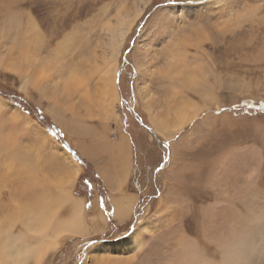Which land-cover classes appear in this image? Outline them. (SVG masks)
Returning a JSON list of instances; mask_svg holds the SVG:
<instances>
[{
	"label": "rangeland",
	"instance_id": "374dc122",
	"mask_svg": "<svg viewBox=\"0 0 264 264\" xmlns=\"http://www.w3.org/2000/svg\"><path fill=\"white\" fill-rule=\"evenodd\" d=\"M146 1L0 0V264H23L28 257L27 250L12 257L13 248L6 249L8 235L20 239L25 230L11 199L18 189L30 190L35 177L21 171L16 151L36 166L54 156L66 168L75 161L84 169L81 158L89 161L93 182L88 192H76L83 170L71 193L87 201L102 198L111 210L95 163L72 148L46 103L39 102V72L33 77L31 70L40 54L25 69L19 54L28 49L24 30L34 33L36 25L37 32H85L96 50L90 51L96 61L89 68L95 67L90 82L96 83L102 52L103 58L117 53L118 19L142 7L125 40L120 38L114 79L120 104L118 119L109 126L112 138L117 125L132 137L135 166L129 191L139 198L135 213L124 223L106 217L105 230L62 236L58 247L43 250L37 263L264 264V0H207L196 7H180L187 0ZM37 32L32 39L39 37ZM180 40L186 42V62L202 74L192 84L172 80L167 72L170 46ZM22 99L29 108L20 104ZM180 108L187 116L177 124L174 111ZM154 113L166 120L164 127L153 123ZM51 123L63 136L48 129ZM58 176L64 184L66 171ZM86 208L88 224L94 225L96 208ZM62 209L61 214L68 212Z\"/></svg>",
	"mask_w": 264,
	"mask_h": 264
},
{
	"label": "crops",
	"instance_id": "0c3cea01",
	"mask_svg": "<svg viewBox=\"0 0 264 264\" xmlns=\"http://www.w3.org/2000/svg\"><path fill=\"white\" fill-rule=\"evenodd\" d=\"M42 30L43 29L40 30V34H43L40 35L41 37L39 36L41 39L38 53V55L40 53L41 55L39 61H37L38 65L31 70L33 77H35L37 71L39 72V89L41 96L39 102L46 103L47 111L52 114L56 123L66 135L67 140L71 143L72 148L79 151L83 157L88 158L95 163L97 173L103 182L106 183L105 185L109 191L108 203L111 210H107V203L102 198V200L100 198H95L92 201H87L82 198L78 199L84 201L85 206L87 205L86 207L91 206L96 208V217L103 216L105 218L104 220H101L102 226L98 227V229L101 228L105 230L107 226H109L106 217L110 215L114 216L119 223H124L131 218L135 211L134 208H136L138 204L139 198L137 194L129 191V181L135 166L132 137L124 126L120 127L117 125L114 127V138H112L111 129H109V126L113 128V123L118 119L117 104H120L118 100L120 98L119 90L117 87H114L115 94L110 97L111 99L109 98V101L112 104L110 105L108 102L104 104L106 102V97L103 94V89H101L104 80H102L103 76L99 69L96 75V83L90 82L92 78L91 76L95 75V71L94 74H90L89 68L91 65L94 66L96 61V57L91 59L90 51L96 53V50L95 46H89L90 41L85 32L74 28L71 30L52 29L49 32ZM24 32L27 36L29 35L28 37L30 39H32V35H30L31 31L25 29ZM48 38H50V40ZM81 39L82 41H80ZM19 54L22 58L20 50ZM102 54L100 55V64L102 63L104 56ZM25 69H27V67ZM83 72L87 75L85 76ZM78 78L82 80L81 90L75 88V82ZM65 85L67 87L69 86L68 90ZM98 87L101 88L99 89ZM94 88L99 92H95ZM91 93L95 94L92 96ZM92 97L93 99H96L93 100ZM82 98H84V101H82ZM92 100L93 103H91ZM99 108H101L100 111ZM95 141H97L98 144ZM78 167L80 175L84 169L80 165H78ZM127 168L129 169V172ZM116 174L118 176H116ZM124 177L126 179H124ZM121 182H123L127 188L122 186L123 183L121 184ZM118 186H121L122 189H119ZM123 214H125V216H122ZM94 225L98 224L95 223Z\"/></svg>",
	"mask_w": 264,
	"mask_h": 264
},
{
	"label": "bare ground",
	"instance_id": "6f19581e",
	"mask_svg": "<svg viewBox=\"0 0 264 264\" xmlns=\"http://www.w3.org/2000/svg\"><path fill=\"white\" fill-rule=\"evenodd\" d=\"M62 1V0H61ZM148 0L145 2V5L148 4L147 3ZM144 5V6H145ZM121 10V9H120ZM124 10V9H123ZM122 10V11H123ZM143 10L142 8H138L136 9L135 13L130 12L129 14L126 15H122L119 19L118 22L115 26L117 32H118V38L116 39V51L118 53L120 46H121V41L120 38L123 37L124 40L126 38V36L128 35V33L131 30V26L133 24V22L136 20V18L141 14ZM31 11V10H30ZM121 11V12H122ZM29 13V12H28ZM31 13H29L30 15ZM34 17V16H32ZM30 18V17H29ZM30 19H34V18H30ZM42 22V21H40ZM30 25V23H28ZM33 24V23H32ZM40 26V25H39ZM31 27V26H30ZM33 31L35 34V31L37 32V26L33 25ZM28 28V27H27ZM39 29H41L39 27ZM31 30V29H30ZM43 31V30H42ZM40 34V30H38L37 34ZM67 33V32H66ZM205 33V32H204ZM203 33V34H204ZM29 34V32H28ZM43 34V33H41ZM40 34V35H41ZM68 34V33H67ZM31 35V34H30ZM36 35V34H35ZM39 35V36H40ZM29 36V35H28ZM52 36V35H51ZM64 36V34H63ZM193 36V35H192ZM196 36V34H195ZM31 37V36H30ZM41 37V36H40ZM40 37H33V39H30L28 37V49L26 50V52L22 55L21 60L23 61V66L27 67V68H32V64L35 65L36 61H37V57H38V53H39V46H40ZM186 37V36H184ZM191 37V36H188ZM194 37V36H193ZM197 37V36H196ZM44 38V36H43ZM65 38V37H64ZM187 38V37H186ZM192 38V37H191ZM184 39V38H183ZM123 40V39H122ZM193 41V40H191ZM196 41V40H195ZM60 42V41H59ZM207 43V42H206ZM44 44V43H43ZM204 44V43H203ZM202 44V45H203ZM186 45L185 40H180L177 42H175L174 44H171L170 46V63H167L166 66L169 64V66H167V72L169 73L170 77L172 80H175L179 83L182 82V80H187L191 81V84L195 81H198V77L202 78V74H199V71L197 73H195L196 71H194V65L196 64H192V65H188V63L186 62V58L188 55V51H186L184 48V46ZM43 46V45H42ZM64 46V45H63ZM201 46V45H200ZM194 48V47H193ZM191 49V48H190ZM203 49V48H201ZM206 49V48H205ZM204 50V49H203ZM56 52V51H55ZM60 52V51H59ZM167 52L168 49H167ZM117 53H114V56L111 57H104L103 58V64L102 67L99 68V70L102 72V80H104V83L102 85L103 89V94L106 97V102L104 104H106L107 102L111 105L112 103L109 101V98L111 96H113V94H115V89L114 87H116V83H114V79H115V73H116V68H117V62H118V55H116ZM123 53V52H122ZM58 54V52H57ZM203 54V53H202ZM259 54V53H258ZM41 55V53H40ZM205 56V55H204ZM168 58V57H167ZM8 59V58H7ZM122 59V58H121ZM5 60V58L3 59ZM1 60V61H3ZM10 60V59H8ZM6 61V60H5ZM168 61V62H169ZM190 62V61H189ZM119 67V65H118ZM98 68V67H97ZM193 68V71H190V69ZM197 68V70L200 68V66L195 67ZM204 69V68H202ZM94 70L95 67L93 68V71H90V74H94ZM98 70V69H97ZM165 71V70H164ZM202 71V70H201ZM200 71V72H201ZM164 73V72H163ZM193 73V74H192ZM71 74V73H70ZM81 74V73H80ZM83 74H85V76L87 75L85 72H83ZM199 74V75H197ZM75 75V74H74ZM84 76V77H85ZM91 76V75H89ZM93 77V76H91ZM70 78V77H69ZM75 78V77H74ZM85 80V79H84ZM174 81V82H175ZM190 83H188L189 85ZM76 85V89L81 90V86H82V80L78 78V80H76L75 82ZM86 85V84H85ZM88 85V83H87ZM99 85V84H98ZM97 85V86H98ZM177 87L179 86V84H176ZM198 83L195 85L197 86ZM66 86V85H65ZM194 86V88H196ZM201 86V85H200ZM198 86V87H200ZM69 87V86H68ZM67 86V90L69 89ZM85 87V86H84ZM93 87V86H92ZM96 87V86H95ZM65 88V89H66ZM99 88V87H98ZM97 88V89H98ZM99 88V89H100ZM182 88V87H181ZM192 88V89H194ZM64 89V90H65ZM89 89V88H88ZM93 89V88H92ZM95 92H99L96 91ZM98 89V90H99ZM118 89V88H117ZM179 89V87H178ZM183 89V88H182ZM197 89V88H196ZM181 90V89H180ZM185 90V88H184ZM58 91V89H57ZM66 91V90H65ZM78 91V90H77ZM85 91V90H84ZM183 91V90H182ZM70 92V90H69ZM90 92V90H89ZM93 92V91H92ZM65 93V92H64ZM84 93V92H83ZM202 93V92H201ZM67 94V93H65ZM70 94V93H69ZM93 94L95 93H91V95L93 96ZM102 94V93H101ZM100 94V95H101ZM143 94V93H142ZM68 95V94H67ZM81 95V94H80ZM82 96V95H81ZM80 96V97H81ZM95 96V95H94ZM97 96V95H96ZM103 96V97H104ZM142 96V95H141ZM206 96V95H205ZM142 98V97H141ZM93 99V97H92ZM96 99V98H95ZM93 99V100H95ZM104 99V98H103ZM111 99V98H110ZM143 99V98H142ZM145 99V98H144ZM187 100H190L188 98H185ZM184 99V100H185ZM93 100L91 103H93ZM119 100V99H118ZM146 100V99H145ZM1 101V100H0ZM82 101H84V98H82ZM101 101V100H100ZM191 101V100H190ZM96 102V101H95ZM94 102V103H95ZM104 102V101H103ZM102 102V103H103ZM114 102V101H113ZM147 103V100L145 101ZM85 104V103H84ZM88 104V103H87ZM96 104V103H95ZM99 104V103H98ZM188 104V103H187ZM209 104V103H208ZM115 105V104H114ZM147 105V104H146ZM198 105V104H197ZM88 106V105H87ZM99 106V105H98ZM97 106V107H98ZM101 106V105H100ZM178 107V105H176ZM195 106V105H194ZM91 107V106H89ZM102 107V106H101ZM180 107V105H179ZM200 107V106H199ZM203 107V106H202ZM87 108V107H86ZM192 108V107H191ZM101 108H99L100 111ZM150 109V108H149ZM93 110V109H92ZM181 108L174 111L176 113V123L179 124L182 121H184V119L186 118V114L184 112L183 109V113L181 112ZM201 110V109H200ZM91 111V110H90ZM98 111V113H99ZM104 112V111H103ZM90 113V112H89ZM102 113V111H101ZM97 114V113H95ZM100 114V113H99ZM98 115V114H97ZM91 116V115H89ZM94 116V115H92ZM154 117V118H153ZM150 121V120H149ZM152 121L154 124L159 125L157 122L161 123V125L164 127L166 124V120L161 118V116L158 114L156 115V113L152 114ZM157 121V122H156ZM150 123V122H149ZM82 124V123H81ZM83 128V127H82ZM86 128V127H84ZM90 128V127H89ZM98 129V128H97ZM86 130V129H85ZM85 132V131H84ZM137 132V131H136ZM87 133V132H85ZM84 134V133H83ZM95 134V133H94ZM109 134V133H108ZM86 135V134H85ZM96 136V135H95ZM87 137V136H86ZM124 137V136H123ZM95 138V137H94ZM129 138V137H128ZM126 138V139H128ZM78 140V139H77ZM94 140V139H93ZM92 140V141H93ZM84 141V140H82ZM106 141V140H105ZM130 141V140H129ZM16 142V141H15ZM97 143V141H95ZM100 143V142H99ZM130 143V142H129ZM98 144V143H97ZM91 145V143H90ZM57 146V145H56ZM83 146V145H82ZM80 146V147H82ZM1 147V146H0ZM12 147L14 148V146L12 145ZM84 147V146H83ZM92 147V146H91ZM4 149V148H3ZM2 149V150H3ZM27 149V146H26ZM60 149V148H59ZM117 149V148H116ZM119 149V148H118ZM129 149V148H128ZM127 149V150H128ZM131 149V148H130ZM14 150V149H13ZM132 150V149H131ZM32 151V150H31ZM130 151V150H128ZM8 153V151H7ZM13 153V152H12ZM22 152L20 151H16L15 152V157L19 158L20 160H22L23 162V166L21 168V171L27 173L29 172V175H33L35 177H33L34 181L32 182L30 179L29 181L32 182L31 185V192L30 190H27V186H26V190L25 189H18L15 195V198L11 199V204L13 205L12 207H14L16 210V212H18V217L17 219H20L22 221H25V230H22V237L20 239H18L17 237L12 238L11 235H8V244L6 246V249H8L9 247L12 250L11 256L15 257L18 256L22 253V251L27 250L28 251V257L26 258V262L27 260H31V259H36V263L41 260V258H43L45 256H42L43 250H45L46 248H53V247H58V243L59 240L62 236L68 234V235H77V234H87L89 233L92 228L95 229L98 227H101V220H104L105 218L103 216L99 217L97 220H95V222L98 225H89L88 224V215H89V210L85 207V203L84 201H81L80 199H78L74 194L71 193V187H74V183L76 181V178L78 176L79 173V167L76 166L74 163L75 161L72 160V158L70 157L69 160H72L73 163L72 165H66L68 166V168L65 167V164L63 163L64 160H61L59 157L54 156L55 158H50L47 159L41 163H39L37 166L33 165V160L30 158L28 155L26 154H20ZM43 153V152H42ZM46 153V152H45ZM125 153V152H124ZM11 154V152L9 153ZM64 154V153H63ZM67 154V153H66ZM122 154V153H121ZM6 155V154H4ZM43 155V154H42ZM49 155V154H48ZM123 155V154H122ZM46 156V155H45ZM53 156V155H51ZM59 156V155H58ZM91 156V155H90ZM121 156V155H120ZM65 157V156H64ZM8 158V156H7ZM124 158V157H123ZM18 159V160H19ZM129 159V157H128ZM127 159V160H128ZM39 160V159H38ZM123 160V159H122ZM16 161V159H15ZM66 162V161H65ZM129 162V160H128ZM131 162V161H130ZM68 163V161H67ZM124 163V162H122ZM127 163V162H126ZM15 164V163H13ZM128 164V163H127ZM15 167V165H14ZM17 169V167H15ZM13 168V169H15ZM129 168V167H128ZM127 168V169H128ZM2 169V168H1ZM7 169V168H6ZM12 169V170H13ZM15 169V170H16ZM61 169H64L66 171L67 174V180L64 184H62L58 178H59V174ZM5 170V169H4ZM12 170L10 171L12 173ZM1 171V170H0ZM8 171V169H7ZM6 171V172H7ZM125 171V168H124ZM15 174V171H13ZM123 172V171H121ZM129 172V169H128ZM19 173V172H18ZM115 173V172H114ZM4 174V173H3ZM9 174V173H8ZM13 174V173H12ZM21 174V173H20ZM28 174V173H27ZM122 174V173H121ZM124 174V173H123ZM2 175V173H1ZM4 176V175H3ZM15 175L12 176V179ZM19 175H17L18 177ZM116 176H118L116 174ZM120 176V175H119ZM126 176V175H125ZM1 177V176H0ZM7 177V176H6ZM9 177V176H8ZM64 177V176H63ZM111 177V176H110ZM19 178V177H18ZM118 178V177H117ZM123 178V177H122ZM7 179V178H6ZM113 179V177H112ZM124 179H126L124 177ZM3 180V178H2ZM17 180V178H16ZM184 180V179H183ZM12 181V180H11ZM14 181V180H13ZM28 181V182H29ZM123 181V180H121ZM127 181V180H126ZM18 182V181H17ZM111 182V181H109ZM120 182V181H119ZM128 182V181H127ZM125 182V183H127ZM6 183V181H5ZM12 183V182H11ZM123 182H121L122 184ZM4 184V183H3ZM7 186H8V179H7ZM5 184V185H6ZM112 184V183H111ZM124 184V183H123ZM122 186L125 187V184ZM15 186V184H13ZM13 185H10L11 187ZM26 185V184H25ZM28 185V183H27ZM3 186V185H2ZM9 186V187H10ZM24 186V185H23ZM5 187V186H4ZM18 187V186H16ZM20 187V186H19ZM66 187H68L66 189ZM22 188V187H20ZM39 188V189H38ZM115 188V187H114ZM119 189H122L121 186H118ZM127 188V187H125ZM4 189V188H3ZM17 189V188H15ZM118 189V190H119ZM124 189V188H123ZM20 190V192H19ZM40 190V191H39ZM128 190V189H127ZM73 191V190H72ZM122 191V190H121ZM120 191V192H121ZM126 191V190H125ZM122 193V192H121ZM123 195V194H122ZM121 196V195H120ZM118 199V198H117ZM119 200V199H118ZM8 203V202H7ZM6 203V204H7ZM115 203V202H114ZM118 203V201H117ZM10 204V205H11ZM130 205V203H129ZM8 206V205H7ZM66 206L68 208V212L64 214H61V209ZM87 206V205H86ZM6 208V207H5ZM20 208V210L18 209ZM66 209V208H65ZM135 209V208H134ZM7 210V209H6ZM11 210V209H9ZM64 211V209H62ZM133 212V211H132ZM117 213V212H116ZM122 213V212H121ZM135 213V212H134ZM122 216H125V214H123ZM15 217V213L11 218H8L10 220H12ZM7 219V220H8ZM19 221V220H18ZM138 224V223H137ZM6 225V224H5ZM4 225V226H5ZM18 225V223H17ZM3 226V227H4ZM23 226V225H21ZM3 230V229H2ZM4 230H6L4 228ZM4 232V231H3ZM6 233V232H5ZM3 234V233H2ZM96 234V233H95ZM4 235V234H3ZM6 235V234H5ZM127 237V236H126ZM125 237V238H126ZM17 238V239H16ZM129 238V237H128ZM17 240L16 242L14 241ZM15 242V243H14ZM66 244V243H65ZM104 244V243H103ZM47 250V249H46ZM50 252L48 251V254ZM41 254V256L39 255ZM183 257V256H182ZM10 260V259H9ZM167 261V260H165ZM186 262H188V264H190V262L188 260H185ZM26 262H24L23 264H26ZM7 263V262H6ZM37 263V264H38ZM3 264V263H2ZM8 264V263H7ZM34 264V263H33ZM43 264V262H42ZM175 264V263H174Z\"/></svg>",
	"mask_w": 264,
	"mask_h": 264
},
{
	"label": "trees",
	"instance_id": "16d2710c",
	"mask_svg": "<svg viewBox=\"0 0 264 264\" xmlns=\"http://www.w3.org/2000/svg\"><path fill=\"white\" fill-rule=\"evenodd\" d=\"M20 104L24 107V108H29V102L25 99H22V101L20 102ZM30 110V109H29ZM36 111V110H35ZM34 113V112H32ZM35 116L38 115V113H34ZM45 117L43 115H39V119L42 120ZM48 129H50L55 135H59V136H63V133L59 130L58 126L54 123L48 124L47 125ZM77 155V153H75ZM82 159V160H81ZM81 162L83 163L84 166V171L81 174L77 186H76V192L77 193H85L86 191L88 192V187L90 186V184L93 182V176H92V169H93V165L92 163H90L89 161H86L85 159L81 158ZM86 192V193H87Z\"/></svg>",
	"mask_w": 264,
	"mask_h": 264
},
{
	"label": "snow or ice",
	"instance_id": "6c2138e0",
	"mask_svg": "<svg viewBox=\"0 0 264 264\" xmlns=\"http://www.w3.org/2000/svg\"><path fill=\"white\" fill-rule=\"evenodd\" d=\"M207 0H200V4H196L195 0H187L186 4L180 5V7H196V6H202L203 4H206ZM193 228H195V225L192 226ZM209 255L212 254L213 249L209 248L208 249Z\"/></svg>",
	"mask_w": 264,
	"mask_h": 264
},
{
	"label": "water",
	"instance_id": "95a60500",
	"mask_svg": "<svg viewBox=\"0 0 264 264\" xmlns=\"http://www.w3.org/2000/svg\"><path fill=\"white\" fill-rule=\"evenodd\" d=\"M149 128V127H148ZM149 129H151V128H149Z\"/></svg>",
	"mask_w": 264,
	"mask_h": 264
}]
</instances>
